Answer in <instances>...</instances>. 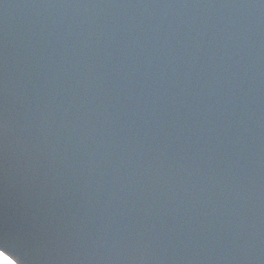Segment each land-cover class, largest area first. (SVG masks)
I'll list each match as a JSON object with an SVG mask.
<instances>
[{
    "label": "water",
    "instance_id": "obj_1",
    "mask_svg": "<svg viewBox=\"0 0 264 264\" xmlns=\"http://www.w3.org/2000/svg\"><path fill=\"white\" fill-rule=\"evenodd\" d=\"M0 252L264 264V0H0Z\"/></svg>",
    "mask_w": 264,
    "mask_h": 264
},
{
    "label": "trees",
    "instance_id": "obj_2",
    "mask_svg": "<svg viewBox=\"0 0 264 264\" xmlns=\"http://www.w3.org/2000/svg\"><path fill=\"white\" fill-rule=\"evenodd\" d=\"M8 260V258L6 256H4L3 254L0 255V264H5V261ZM13 264V263H12Z\"/></svg>",
    "mask_w": 264,
    "mask_h": 264
},
{
    "label": "snow or ice",
    "instance_id": "obj_3",
    "mask_svg": "<svg viewBox=\"0 0 264 264\" xmlns=\"http://www.w3.org/2000/svg\"><path fill=\"white\" fill-rule=\"evenodd\" d=\"M0 255H2V253H0ZM5 264H12V261L8 259L5 261Z\"/></svg>",
    "mask_w": 264,
    "mask_h": 264
}]
</instances>
